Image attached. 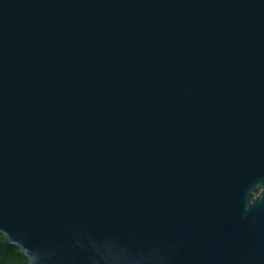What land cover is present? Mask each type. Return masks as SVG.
I'll return each instance as SVG.
<instances>
[{
  "label": "water",
  "instance_id": "1",
  "mask_svg": "<svg viewBox=\"0 0 264 264\" xmlns=\"http://www.w3.org/2000/svg\"><path fill=\"white\" fill-rule=\"evenodd\" d=\"M0 236L264 264V0H0Z\"/></svg>",
  "mask_w": 264,
  "mask_h": 264
},
{
  "label": "trees",
  "instance_id": "2",
  "mask_svg": "<svg viewBox=\"0 0 264 264\" xmlns=\"http://www.w3.org/2000/svg\"><path fill=\"white\" fill-rule=\"evenodd\" d=\"M0 264H28L19 250L13 247H5L4 240L0 236Z\"/></svg>",
  "mask_w": 264,
  "mask_h": 264
},
{
  "label": "rangeland",
  "instance_id": "3",
  "mask_svg": "<svg viewBox=\"0 0 264 264\" xmlns=\"http://www.w3.org/2000/svg\"><path fill=\"white\" fill-rule=\"evenodd\" d=\"M258 195H259V192H257L255 196H258Z\"/></svg>",
  "mask_w": 264,
  "mask_h": 264
}]
</instances>
